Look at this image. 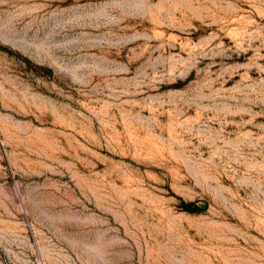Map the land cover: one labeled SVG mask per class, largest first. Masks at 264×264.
Segmentation results:
<instances>
[{
  "label": "rangeland",
  "instance_id": "374dc122",
  "mask_svg": "<svg viewBox=\"0 0 264 264\" xmlns=\"http://www.w3.org/2000/svg\"><path fill=\"white\" fill-rule=\"evenodd\" d=\"M0 264H264V0H0Z\"/></svg>",
  "mask_w": 264,
  "mask_h": 264
},
{
  "label": "trees",
  "instance_id": "16d2710c",
  "mask_svg": "<svg viewBox=\"0 0 264 264\" xmlns=\"http://www.w3.org/2000/svg\"><path fill=\"white\" fill-rule=\"evenodd\" d=\"M186 211L188 212H195L196 210L195 209H199L198 206H196L195 204L193 203H186ZM195 206V208H193Z\"/></svg>",
  "mask_w": 264,
  "mask_h": 264
}]
</instances>
